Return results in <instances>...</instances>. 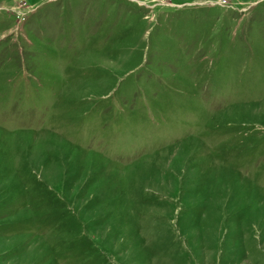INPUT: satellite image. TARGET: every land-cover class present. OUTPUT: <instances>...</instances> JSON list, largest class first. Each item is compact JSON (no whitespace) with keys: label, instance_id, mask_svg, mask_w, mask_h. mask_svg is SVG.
Segmentation results:
<instances>
[{"label":"rangeland","instance_id":"374dc122","mask_svg":"<svg viewBox=\"0 0 264 264\" xmlns=\"http://www.w3.org/2000/svg\"><path fill=\"white\" fill-rule=\"evenodd\" d=\"M0 264H264V0H0Z\"/></svg>","mask_w":264,"mask_h":264}]
</instances>
